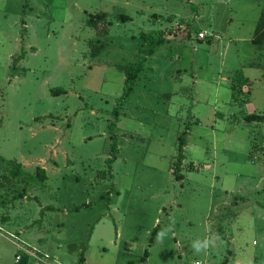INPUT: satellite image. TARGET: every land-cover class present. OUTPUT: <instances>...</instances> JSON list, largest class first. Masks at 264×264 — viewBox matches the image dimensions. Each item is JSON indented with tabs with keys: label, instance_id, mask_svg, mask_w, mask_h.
I'll list each match as a JSON object with an SVG mask.
<instances>
[{
	"label": "rangeland",
	"instance_id": "obj_1",
	"mask_svg": "<svg viewBox=\"0 0 264 264\" xmlns=\"http://www.w3.org/2000/svg\"><path fill=\"white\" fill-rule=\"evenodd\" d=\"M263 12L264 0H0V264H37L17 243L50 264H264V123L244 119L264 115ZM157 31L167 43L124 98L122 67ZM10 162L48 181H13Z\"/></svg>",
	"mask_w": 264,
	"mask_h": 264
},
{
	"label": "trees",
	"instance_id": "obj_2",
	"mask_svg": "<svg viewBox=\"0 0 264 264\" xmlns=\"http://www.w3.org/2000/svg\"><path fill=\"white\" fill-rule=\"evenodd\" d=\"M130 17L128 16H121L120 20L126 21L129 20ZM107 20V14L101 13L96 15H90L89 18V26L99 29L101 25L106 23ZM188 29V28H187ZM107 30L104 31V33ZM100 32V31H99ZM101 33V32H100ZM201 33V32H199ZM191 37V33L189 32L188 38ZM142 39L144 40V45L147 47H144V49L141 51L142 56L135 61L133 64L122 67V71L126 75L125 79V94L124 98H128L134 91V87L140 77V73L143 71L145 64L148 61V58L153 56L159 47L167 43V32L165 31H157L152 32L148 34H143ZM253 43L260 49L264 50V12L261 16V19L259 21L256 36L253 40ZM91 53L93 57H98L103 49L104 44L101 40H95L91 42ZM24 58V55L22 54L19 56L16 61H21ZM251 66H254V63L251 64ZM252 86V82L249 78H247L242 70H238L235 72L233 77L231 78L230 87L233 91V97L234 101L240 103L241 105H245L250 100L245 95V88H249V91L247 93H250V88ZM66 91L64 89H54L52 90L53 94L58 93H65ZM245 95V97H243ZM245 121L248 123H264V115L259 114H251V115H245L244 117ZM112 158L109 159V163H111L117 158L119 148H118V142L115 137H112ZM186 147H187V141H186V133H183L178 141V147H177V156L176 161L173 166V172L176 175L178 180L183 179L182 174V167L183 163L186 160ZM11 166L12 172H11V179L13 181L20 182L23 181L24 183L27 182V184L31 183L33 185L42 184L45 185L48 181V175L44 168H37L36 172L33 174H27L24 170L23 164L17 163V162H10L9 164ZM9 179V180H11ZM28 179V181H27ZM28 196L27 189L23 191V193H17V195L14 196V199L19 198H26ZM158 232V228L155 229L153 233V238L151 239V242H154L155 235ZM38 254L44 256L41 252H37ZM148 255V253H146ZM84 256L81 258V262L84 263Z\"/></svg>",
	"mask_w": 264,
	"mask_h": 264
},
{
	"label": "built area",
	"instance_id": "obj_3",
	"mask_svg": "<svg viewBox=\"0 0 264 264\" xmlns=\"http://www.w3.org/2000/svg\"><path fill=\"white\" fill-rule=\"evenodd\" d=\"M200 38L201 39L205 38V34L201 33ZM16 246L18 247L20 252H23L24 254L30 255L36 261L37 264H50L47 257L42 256V255L38 254L37 252H33V251L29 250L27 247L22 246L18 243L16 244ZM20 259H21V256H18L17 260H20ZM193 264H204V263L201 261H196Z\"/></svg>",
	"mask_w": 264,
	"mask_h": 264
},
{
	"label": "clouds",
	"instance_id": "obj_4",
	"mask_svg": "<svg viewBox=\"0 0 264 264\" xmlns=\"http://www.w3.org/2000/svg\"><path fill=\"white\" fill-rule=\"evenodd\" d=\"M209 244H210V241H208V240H205V241H203L202 243L199 242V241H197V242L193 245V247L195 248V250H196L197 252H200V251L202 250V248H207V247L209 246Z\"/></svg>",
	"mask_w": 264,
	"mask_h": 264
},
{
	"label": "crops",
	"instance_id": "obj_5",
	"mask_svg": "<svg viewBox=\"0 0 264 264\" xmlns=\"http://www.w3.org/2000/svg\"><path fill=\"white\" fill-rule=\"evenodd\" d=\"M31 261H34V260H31Z\"/></svg>",
	"mask_w": 264,
	"mask_h": 264
}]
</instances>
